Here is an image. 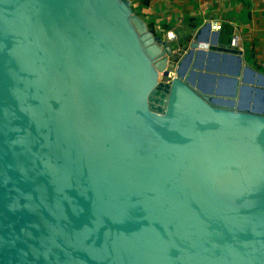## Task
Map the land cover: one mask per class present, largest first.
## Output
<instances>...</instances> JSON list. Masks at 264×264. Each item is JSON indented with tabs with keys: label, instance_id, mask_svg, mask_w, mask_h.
I'll use <instances>...</instances> for the list:
<instances>
[{
	"label": "water",
	"instance_id": "95a60500",
	"mask_svg": "<svg viewBox=\"0 0 264 264\" xmlns=\"http://www.w3.org/2000/svg\"><path fill=\"white\" fill-rule=\"evenodd\" d=\"M202 35L129 0H0V264H264V107L236 101L264 90L192 77L242 61Z\"/></svg>",
	"mask_w": 264,
	"mask_h": 264
},
{
	"label": "crops",
	"instance_id": "0c3cea01",
	"mask_svg": "<svg viewBox=\"0 0 264 264\" xmlns=\"http://www.w3.org/2000/svg\"><path fill=\"white\" fill-rule=\"evenodd\" d=\"M134 10H140V16L145 17L149 27L157 36L165 38L174 33L171 43L193 41L197 34L203 31V39L216 40L227 48H238L243 52L242 61L228 59L223 62L210 60L207 55L204 62L216 64L220 69L230 72L241 68L240 88H259L257 85L261 76L264 78V0H129ZM220 26V28H218ZM181 52L179 60L183 57ZM195 54L190 67L197 61ZM215 65V66H216ZM189 67V69H190ZM255 72L252 76L245 70ZM235 78L234 75H225ZM244 78L247 80L244 82ZM264 81V79H261ZM210 84V83H209ZM211 85V84H210ZM222 93L230 92L231 85L223 83ZM228 98V97H224ZM237 102L252 104L256 101L260 108L264 107V95L254 94L250 102V94L239 90Z\"/></svg>",
	"mask_w": 264,
	"mask_h": 264
},
{
	"label": "rangeland",
	"instance_id": "374dc122",
	"mask_svg": "<svg viewBox=\"0 0 264 264\" xmlns=\"http://www.w3.org/2000/svg\"><path fill=\"white\" fill-rule=\"evenodd\" d=\"M137 13H140V10L139 9H137ZM180 55H181V53L180 54H177L176 56H174L173 57V59H172V66H171V68H170V77L169 78H163L161 81H163V82H169V81H171V79L174 77V73H175V69H176V67H177V64H178V62H180V60H179V58H180ZM207 64H209V66L207 65ZM216 65V64H215ZM214 64H210V63H206V62H204L203 63V66H204V69L205 70H203V69H199V67H190V65L188 66V70H187V72L189 73L190 71L192 72L191 73V75H192V77H194V78H196L197 80H200L201 79V76H213V75H215V73L217 72H215V69H217L218 70V74H216L217 75V77H219V76H223V77H225V75H226V73H228L227 71H223L222 69H220V66L219 65H217V66H215ZM189 67H190V69H189ZM206 87H208V88H210V86L212 85L209 81H205V80H203V82H202ZM211 85H210V84ZM218 86L216 85V88H217ZM220 88V87H219ZM260 90V89H259ZM220 91L222 92L223 91V87H221L220 88ZM246 92V91H245ZM247 93V92H246Z\"/></svg>",
	"mask_w": 264,
	"mask_h": 264
},
{
	"label": "built area",
	"instance_id": "2783aa9c",
	"mask_svg": "<svg viewBox=\"0 0 264 264\" xmlns=\"http://www.w3.org/2000/svg\"><path fill=\"white\" fill-rule=\"evenodd\" d=\"M147 1H149V2H156L158 0H147ZM218 28H220V26H218Z\"/></svg>",
	"mask_w": 264,
	"mask_h": 264
},
{
	"label": "trees",
	"instance_id": "16d2710c",
	"mask_svg": "<svg viewBox=\"0 0 264 264\" xmlns=\"http://www.w3.org/2000/svg\"><path fill=\"white\" fill-rule=\"evenodd\" d=\"M151 31L154 32V29L152 27H150Z\"/></svg>",
	"mask_w": 264,
	"mask_h": 264
}]
</instances>
